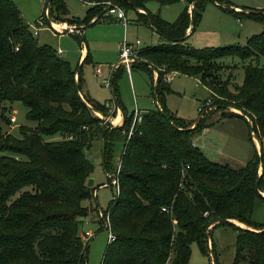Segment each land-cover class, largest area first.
Masks as SVG:
<instances>
[{
	"label": "trees",
	"instance_id": "16d2710c",
	"mask_svg": "<svg viewBox=\"0 0 264 264\" xmlns=\"http://www.w3.org/2000/svg\"><path fill=\"white\" fill-rule=\"evenodd\" d=\"M81 1L88 4L83 17L70 16L64 0H51L48 18L83 30L108 18L112 4L124 13L134 10L138 22L158 34L160 41L142 46L131 64L148 73L154 107L141 113L129 135L133 112L126 113L118 96L119 66L111 75L109 104L114 100L122 108L124 121L113 127L103 122L95 111L107 116L110 108L83 91L89 52L74 68L52 45L38 42L12 0H0V264H87L89 240L81 227L90 210L81 201L94 196L87 184L93 170L87 153L95 141L108 183L116 178L118 184L103 209L114 238L101 264H189L193 242L222 264L209 238L212 228L223 225L235 233L231 264H264V221L254 217L264 204L258 151L254 147L240 168L213 162L193 141L210 125L178 117L165 105L172 76L197 77L212 100L205 111L219 106L222 115L245 118L238 111L243 112L264 142V7L238 11L228 0ZM149 1L185 6L169 22L148 10ZM208 2L237 19L261 23V32L245 44L188 45L187 29L195 31ZM228 56L248 61L234 90L219 80L220 60ZM14 102L24 105L26 119L34 122L19 126L20 137L6 131ZM98 223L102 228L101 219Z\"/></svg>",
	"mask_w": 264,
	"mask_h": 264
},
{
	"label": "rangeland",
	"instance_id": "374dc122",
	"mask_svg": "<svg viewBox=\"0 0 264 264\" xmlns=\"http://www.w3.org/2000/svg\"><path fill=\"white\" fill-rule=\"evenodd\" d=\"M12 1L18 7L24 20L29 24L30 29L35 26L36 20L43 15L46 0ZM233 1L249 8L264 7V0ZM64 2L70 16L81 18L85 15L88 6H85L80 0H64ZM184 6L185 3L183 1H176L162 6L156 1H149L147 3L149 11L158 12L164 20L169 22L177 18ZM105 14L108 15V18L100 19L93 24L87 25L81 34L76 31L77 34L83 36V41L75 33L59 34L57 30L67 26L73 27L74 30H79L81 25L51 19V22L57 23L56 25H59V27H54V25L49 27L46 20L45 25L39 29L38 35H36L39 43H47L57 50H62L61 56L66 58L74 68L81 64L83 58L89 52L91 61L84 63L82 73L89 90L88 94L99 100L113 97L111 87L104 84V79L108 78L116 70L111 69L119 62L117 47L120 42L124 39L128 41L140 39L142 46H146L157 44L160 41L155 31L138 22L137 14L134 10L125 12L126 24L115 18L116 14H109L108 10ZM240 20L239 22L233 15L221 11L216 4L208 2L205 5L200 23L189 38V41L186 42L196 48L217 47L234 43L245 44L248 37L258 34L263 28L262 24L256 21L247 18H241ZM83 49L85 50L83 51ZM247 62L242 61L236 56H228L221 59L222 70L219 72V80H227L228 87L234 90L235 85L240 84L242 81L243 68ZM119 66L123 67L122 65ZM97 67H100L102 76L96 74L95 69ZM131 68L130 73L125 69L119 72L117 92L128 114L133 111L134 118V110L139 111V108L141 110L153 108L154 102L153 96H151L152 86L148 73L139 68L132 67V65ZM154 75H157V73H154ZM170 81L172 92L165 96L167 109L178 117L193 120L195 123L202 118V123L210 125L195 133L193 137L194 144L200 148L204 155L213 162L228 164L233 168H240L246 164L255 147L262 157L259 171L263 174L264 180V142L260 143L255 132L250 129L251 125L248 117L242 112L240 114L245 118L222 115L221 110H217V108H220L219 106L212 107V111H205L203 105L209 97V92L196 78L174 75ZM199 104H201L204 111L199 112ZM106 105L110 108L107 116H103L99 111H95V114L101 116L103 122L108 123L112 127L122 125L124 117L121 120L119 116L115 118L116 113H118L116 108L112 107L111 103H106ZM11 108L8 114L10 116L14 115L16 121L11 122L6 127V131L16 137H20L19 126L26 125L33 127L34 122L26 119L25 113L27 109L20 102L12 103ZM224 109L225 111L237 112L236 109L227 107ZM139 113L142 112L139 111ZM120 152L121 147L115 153V162L119 159ZM87 155L93 164L90 178L93 179L91 187L94 188V196L81 201V204L90 210L82 219L81 229L83 231H90L91 234L87 237L89 240L87 264H101L105 247L109 242V232L106 228H101L98 223L100 218L97 217V214H99V208L102 210L106 209L109 201L115 196L117 189L112 184V181L111 184L108 183L107 175L102 169L100 146L97 141H95ZM96 206L99 207L98 209L96 208L97 210L94 209ZM254 217L264 221V204L255 209ZM234 234L233 229L227 225L219 226L212 234L216 243L215 251L219 262L222 264H231L233 261L235 250ZM209 239L211 244L213 242L211 236ZM210 259L200 251L195 242L191 243L189 264H213L212 254H210Z\"/></svg>",
	"mask_w": 264,
	"mask_h": 264
},
{
	"label": "built area",
	"instance_id": "2783aa9c",
	"mask_svg": "<svg viewBox=\"0 0 264 264\" xmlns=\"http://www.w3.org/2000/svg\"><path fill=\"white\" fill-rule=\"evenodd\" d=\"M108 13L109 14H116V18L120 19L124 24L127 23V19L125 17V13L122 9L116 7L115 5H112L110 4L108 6ZM49 19L48 18V7L45 6L44 10H43V15L40 16L36 22H35V26H33L31 28L32 30V33L36 36L38 35V32H39V29L41 27H43L46 23V20ZM51 21V20H50ZM53 23H51V25H49V27H52ZM65 28H68V31H77L79 32V30L75 29L71 26H67V27H61L60 29H57L58 30V33L59 34H62L63 33V30ZM142 47V43H141V40L140 39H135L134 41H128L126 39H124L122 42H120L118 44V59H119V62L117 65L113 66L111 70H114L116 69L119 65H122L124 66V68L126 69L127 72H130L131 70V64L136 60L138 59V52H139V49ZM58 53L61 55L62 53V50L58 49L57 50ZM95 72L98 76H102V71L100 69V67H97L95 69ZM112 75V73H111ZM111 75L108 77V78H105L104 79V84L106 86H109L110 87V84H111ZM211 103H212V100L207 98L206 101L204 102V109L207 110L208 108L211 107ZM210 105V106H209ZM203 107H201V105L199 106L198 110L200 111ZM232 109V108H230ZM142 115L141 113H139L138 110H135V115H134V120H133V124L135 122H138L140 121ZM10 121L13 123L16 121V118L14 115H11L10 116ZM133 124L131 125L130 127V130L128 132V134L130 135L132 130H133ZM119 167V166H118ZM112 184L116 186V189H118V184H117V179L114 178L112 179ZM163 210H165V208H163ZM97 217H99L101 220H102V225L104 228L108 229L109 228V220H108V217L104 214V211L102 209H99V214H97ZM213 224L209 225L207 230H209L211 227H212ZM108 240L111 241L113 240L114 238V235L110 232V230H108ZM90 231H82V236L87 239L88 236H90ZM209 245H210V239H209Z\"/></svg>",
	"mask_w": 264,
	"mask_h": 264
},
{
	"label": "crops",
	"instance_id": "0c3cea01",
	"mask_svg": "<svg viewBox=\"0 0 264 264\" xmlns=\"http://www.w3.org/2000/svg\"><path fill=\"white\" fill-rule=\"evenodd\" d=\"M81 1V0H80ZM231 1V0H230ZM85 6H88V4L87 3H85V2H83V1H81ZM231 3L233 4V6H234V8L236 9V10H238V11H241L242 9H241V7H243L242 6V4H238V3H235L233 0L231 1ZM221 10V9H220ZM142 12H143V10H141ZM222 11V10H221ZM125 17H126V14H125ZM115 18H116V16H115ZM118 19V18H117ZM120 20V19H119ZM239 22L241 21L240 19H237ZM140 23V22H139ZM188 32V37H187V39H186V41H189V38L192 36V34L194 33V32H192V33H190V29H189V31H187ZM79 34H81L82 33V29L80 28L79 29V32H78ZM189 44V43H188ZM190 45V44H189ZM85 49H83V51H84ZM62 53H63V51H62ZM66 59V58H65ZM125 68H124V66L121 68V70H124ZM126 70V69H125ZM131 70H132V68H131ZM115 71H117V68H116V70ZM111 72V71H110ZM114 73V72H113ZM128 73H130V72H128ZM154 73H157L156 71H154ZM154 76H156V75H154ZM184 76H186V75H184ZM188 77H193V78H196V79H198L197 77H194V76H188ZM170 83H171V81H170ZM83 91L86 93V94H88V87L86 86V83H85V80H84V89H83ZM111 92H112V90H111ZM89 95V94H88ZM90 96V95H89ZM92 99H94V100H97V101H99V102H105V103H108L109 104V101L113 98V97H110V98H104V99H101V100H99V99H95L94 97H92V96H90ZM121 101V100H120ZM122 103V102H121ZM123 104V103H122ZM111 105H112V107L114 106L115 108H116V110L118 111V113H116V116H115V118L116 117H118L119 116V118H120V120L124 117V114H123V111H122V108L117 104V103H115L114 102V100H113V102L111 103ZM199 105H201V104H199ZM199 108V107H198ZM150 109V108H149ZM146 110H148V109H143V110H141L140 108H139V111H141V112H144V111H146ZM125 111H126V108H125ZM135 111V110H134ZM133 112V111H132ZM126 113H128V111H126ZM120 120H119V122H120ZM55 139V138H54ZM234 223L235 224H238L239 226H243V224L242 223H239V222H237V221H234ZM218 227H214V228H212V230L210 231V234H211V240L213 241V243H214V246H215V248H216V243H215V241H214V239H213V237H212V234H213V232L215 231V229H217ZM235 235V234H234Z\"/></svg>",
	"mask_w": 264,
	"mask_h": 264
},
{
	"label": "water",
	"instance_id": "95a60500",
	"mask_svg": "<svg viewBox=\"0 0 264 264\" xmlns=\"http://www.w3.org/2000/svg\"><path fill=\"white\" fill-rule=\"evenodd\" d=\"M50 1L51 0H47L46 1V3H45V6L46 7H48V5H49V3H50ZM47 22H48V24L49 25H51V21H50V19H47ZM63 33H72V34H77V32L76 31H68V28H65L64 30H63ZM81 65V64H80ZM156 105H157V107L162 111V109L160 108V105L158 104V103H156ZM239 113H241V111H238ZM243 113V112H242ZM244 114V113H243ZM245 115V114H244ZM247 117H248V119L250 120V118H249V116L248 115H246ZM124 121V120H123ZM251 122V121H250ZM110 123V122H109ZM261 154V153H260ZM260 158L262 159V157H261V155H260ZM261 175V173H260V171H259V174H258V177ZM92 183H93V179L92 178H89L88 179V181H87V184L88 185H92ZM258 184V179H257V181H256V185ZM262 194V193H261ZM233 223H234V221H233ZM213 264H216L215 263V260L213 259Z\"/></svg>",
	"mask_w": 264,
	"mask_h": 264
},
{
	"label": "bare ground",
	"instance_id": "6f19581e",
	"mask_svg": "<svg viewBox=\"0 0 264 264\" xmlns=\"http://www.w3.org/2000/svg\"><path fill=\"white\" fill-rule=\"evenodd\" d=\"M53 25H54V27H57V28L59 27V25H56V24H54V23H53Z\"/></svg>",
	"mask_w": 264,
	"mask_h": 264
}]
</instances>
